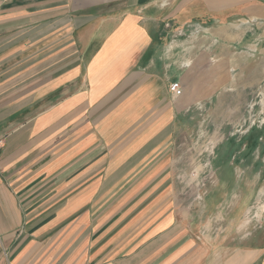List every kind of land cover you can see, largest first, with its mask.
<instances>
[{
  "label": "crops",
  "instance_id": "crops-1",
  "mask_svg": "<svg viewBox=\"0 0 264 264\" xmlns=\"http://www.w3.org/2000/svg\"><path fill=\"white\" fill-rule=\"evenodd\" d=\"M262 1L0 0V264H264L258 195L214 238L178 192Z\"/></svg>",
  "mask_w": 264,
  "mask_h": 264
},
{
  "label": "rangeland",
  "instance_id": "rangeland-1",
  "mask_svg": "<svg viewBox=\"0 0 264 264\" xmlns=\"http://www.w3.org/2000/svg\"><path fill=\"white\" fill-rule=\"evenodd\" d=\"M242 22L227 31L241 37L234 48L226 44L230 55L236 53L230 59L237 71L236 98L228 103L224 94V104L215 106L213 98L196 108L193 124L188 125L194 136L186 148L192 166L178 170L182 204L191 209L195 226H214V238L218 227L229 232L240 216L249 215L256 195L260 200L254 207L261 210L264 201V15ZM228 75L227 81L232 79ZM199 109L207 117L203 129L209 135H201Z\"/></svg>",
  "mask_w": 264,
  "mask_h": 264
},
{
  "label": "built area",
  "instance_id": "built-area-1",
  "mask_svg": "<svg viewBox=\"0 0 264 264\" xmlns=\"http://www.w3.org/2000/svg\"><path fill=\"white\" fill-rule=\"evenodd\" d=\"M170 91L175 94V95H180L181 94V88L178 82H172L169 85Z\"/></svg>",
  "mask_w": 264,
  "mask_h": 264
},
{
  "label": "clouds",
  "instance_id": "clouds-1",
  "mask_svg": "<svg viewBox=\"0 0 264 264\" xmlns=\"http://www.w3.org/2000/svg\"><path fill=\"white\" fill-rule=\"evenodd\" d=\"M245 227H246L245 224H240V225L237 227L236 231H237V232H241Z\"/></svg>",
  "mask_w": 264,
  "mask_h": 264
}]
</instances>
